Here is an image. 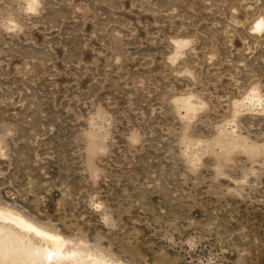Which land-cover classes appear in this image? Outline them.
<instances>
[{"label": "rangeland", "instance_id": "1", "mask_svg": "<svg viewBox=\"0 0 264 264\" xmlns=\"http://www.w3.org/2000/svg\"><path fill=\"white\" fill-rule=\"evenodd\" d=\"M0 207L36 264H264V0H0Z\"/></svg>", "mask_w": 264, "mask_h": 264}, {"label": "bare ground", "instance_id": "2", "mask_svg": "<svg viewBox=\"0 0 264 264\" xmlns=\"http://www.w3.org/2000/svg\"><path fill=\"white\" fill-rule=\"evenodd\" d=\"M0 219L12 220L26 230H34L37 234L40 235L43 243L42 245L37 246L31 240H29V242H24L22 238L11 232L10 229L4 230V227L0 226L1 259L2 257H10V260H13L14 262L30 261V263L36 264L38 263V261L46 262V257L48 255L55 254L57 256L60 254H64V252L62 251V247L66 239H64L61 235L38 227L25 220L22 216L1 207ZM45 253H47L48 255L44 256ZM100 264L110 263L102 262Z\"/></svg>", "mask_w": 264, "mask_h": 264}]
</instances>
